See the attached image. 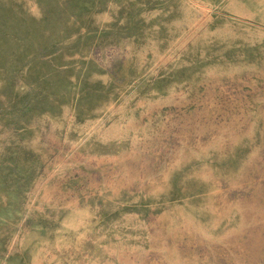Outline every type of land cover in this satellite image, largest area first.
<instances>
[{
	"label": "rangeland",
	"instance_id": "374dc122",
	"mask_svg": "<svg viewBox=\"0 0 264 264\" xmlns=\"http://www.w3.org/2000/svg\"><path fill=\"white\" fill-rule=\"evenodd\" d=\"M0 264H264V0H0Z\"/></svg>",
	"mask_w": 264,
	"mask_h": 264
}]
</instances>
